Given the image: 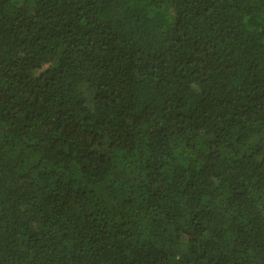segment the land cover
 I'll use <instances>...</instances> for the list:
<instances>
[{"label":"trees","instance_id":"1","mask_svg":"<svg viewBox=\"0 0 264 264\" xmlns=\"http://www.w3.org/2000/svg\"><path fill=\"white\" fill-rule=\"evenodd\" d=\"M0 264H264V0H0Z\"/></svg>","mask_w":264,"mask_h":264}]
</instances>
